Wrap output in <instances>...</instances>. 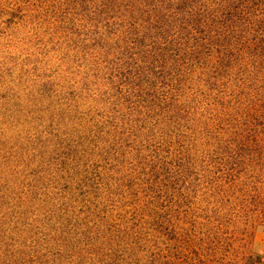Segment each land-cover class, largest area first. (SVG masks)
<instances>
[{
	"label": "trees",
	"instance_id": "trees-1",
	"mask_svg": "<svg viewBox=\"0 0 264 264\" xmlns=\"http://www.w3.org/2000/svg\"><path fill=\"white\" fill-rule=\"evenodd\" d=\"M249 224L264 0H0V264H227Z\"/></svg>",
	"mask_w": 264,
	"mask_h": 264
},
{
	"label": "rangeland",
	"instance_id": "rangeland-1",
	"mask_svg": "<svg viewBox=\"0 0 264 264\" xmlns=\"http://www.w3.org/2000/svg\"><path fill=\"white\" fill-rule=\"evenodd\" d=\"M241 230V238L235 240L231 254L224 260L227 264H264V227L249 224Z\"/></svg>",
	"mask_w": 264,
	"mask_h": 264
}]
</instances>
